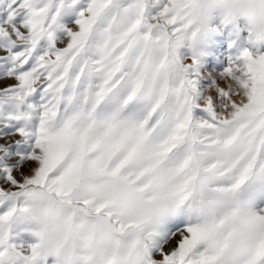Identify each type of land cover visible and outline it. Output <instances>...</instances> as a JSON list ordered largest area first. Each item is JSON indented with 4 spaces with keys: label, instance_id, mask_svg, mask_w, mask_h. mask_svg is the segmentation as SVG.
Wrapping results in <instances>:
<instances>
[{
    "label": "snow or ice",
    "instance_id": "obj_1",
    "mask_svg": "<svg viewBox=\"0 0 264 264\" xmlns=\"http://www.w3.org/2000/svg\"><path fill=\"white\" fill-rule=\"evenodd\" d=\"M0 264H264V0H0Z\"/></svg>",
    "mask_w": 264,
    "mask_h": 264
}]
</instances>
